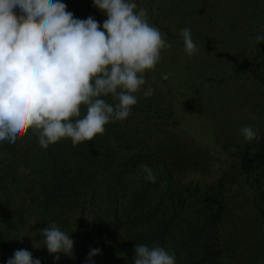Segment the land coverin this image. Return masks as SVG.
<instances>
[{"label":"trees","instance_id":"obj_1","mask_svg":"<svg viewBox=\"0 0 264 264\" xmlns=\"http://www.w3.org/2000/svg\"><path fill=\"white\" fill-rule=\"evenodd\" d=\"M62 2L75 18L92 16L101 26L106 19L92 0ZM147 74L130 116L108 123L91 142L62 139L43 149L31 131L16 144L0 142V264L19 249L41 264H134L139 244L165 248L176 264L252 262L243 248L250 237L242 235L244 215L264 214V207L257 209L247 191L248 204L233 209L226 192L232 165L242 186L264 168V131L240 150L229 147L230 164L204 179L212 173V150L175 123L171 100ZM149 86L154 92L145 98ZM142 164L155 183L145 179ZM51 223L74 240L71 258L48 254L39 232ZM93 249L100 254L88 261Z\"/></svg>","mask_w":264,"mask_h":264},{"label":"clouds","instance_id":"obj_2","mask_svg":"<svg viewBox=\"0 0 264 264\" xmlns=\"http://www.w3.org/2000/svg\"><path fill=\"white\" fill-rule=\"evenodd\" d=\"M92 5L106 16L102 26L92 16L75 18L62 0H0V142L16 144L31 131L43 149L62 139L76 146L130 116L146 74L172 44L135 0H92ZM179 35L183 51L193 56L198 46L191 29ZM256 41L264 42V35ZM153 92L149 86L143 96ZM241 133L246 141L258 139L251 125ZM140 167L155 183L151 167ZM39 234L55 260L73 256L74 240L55 223ZM134 252V264H176L175 254L157 245H135ZM98 254L99 249L91 250L88 261ZM7 264L41 261L19 249Z\"/></svg>","mask_w":264,"mask_h":264},{"label":"rangeland","instance_id":"obj_3","mask_svg":"<svg viewBox=\"0 0 264 264\" xmlns=\"http://www.w3.org/2000/svg\"><path fill=\"white\" fill-rule=\"evenodd\" d=\"M135 3L147 10L149 23L172 44L162 50L160 62L147 77L155 76L156 84L171 100L175 123L212 150V173L203 178L217 177L230 164L226 161L231 157L226 152L229 147L240 150L256 140L246 141L243 127L251 125L258 137L264 131V42L256 41L258 35H264V0ZM185 27L191 29L198 46L191 57L183 51L179 35ZM227 54L233 56L232 61ZM167 73L170 75L165 80L162 76ZM258 171L248 178L249 185L242 186L239 166H231L226 195L233 209L247 205V198L253 195L257 198L255 207H264L259 197L264 190V168ZM255 217L244 215L247 226L244 224L242 235L244 240L250 237L243 248L246 258L252 260L249 264H264V214Z\"/></svg>","mask_w":264,"mask_h":264}]
</instances>
